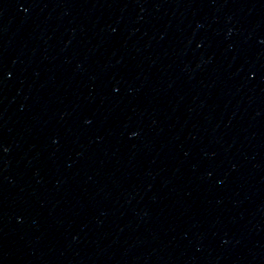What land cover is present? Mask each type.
Wrapping results in <instances>:
<instances>
[{
    "label": "water",
    "instance_id": "1",
    "mask_svg": "<svg viewBox=\"0 0 264 264\" xmlns=\"http://www.w3.org/2000/svg\"><path fill=\"white\" fill-rule=\"evenodd\" d=\"M0 264H264V0H0Z\"/></svg>",
    "mask_w": 264,
    "mask_h": 264
}]
</instances>
